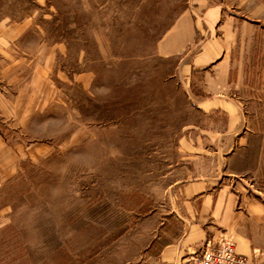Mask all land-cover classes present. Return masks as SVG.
<instances>
[{
    "label": "rangeland",
    "instance_id": "obj_1",
    "mask_svg": "<svg viewBox=\"0 0 264 264\" xmlns=\"http://www.w3.org/2000/svg\"><path fill=\"white\" fill-rule=\"evenodd\" d=\"M191 1L0 0V264H183L221 188L264 206L261 66L208 108L155 52Z\"/></svg>",
    "mask_w": 264,
    "mask_h": 264
},
{
    "label": "crops",
    "instance_id": "obj_2",
    "mask_svg": "<svg viewBox=\"0 0 264 264\" xmlns=\"http://www.w3.org/2000/svg\"><path fill=\"white\" fill-rule=\"evenodd\" d=\"M191 2V7L180 12L159 39L155 52L165 57L186 53L183 65H188L190 71L204 70L214 76L203 85L210 95L200 98L202 105L236 109L237 101L233 97L235 90L243 87L240 74L245 72L244 67L261 66L258 69L264 83V0ZM225 90L233 95L223 94L228 92ZM243 135L241 130L234 133L246 140ZM238 148L242 147L236 146L231 151ZM243 203L221 188L210 208L230 229L236 250L254 256L256 264H264V206L251 201L244 206ZM178 258L164 264H177Z\"/></svg>",
    "mask_w": 264,
    "mask_h": 264
},
{
    "label": "built area",
    "instance_id": "obj_3",
    "mask_svg": "<svg viewBox=\"0 0 264 264\" xmlns=\"http://www.w3.org/2000/svg\"><path fill=\"white\" fill-rule=\"evenodd\" d=\"M206 242L196 254L194 251L187 253L183 264H254L253 256L238 252L235 241L228 235Z\"/></svg>",
    "mask_w": 264,
    "mask_h": 264
}]
</instances>
